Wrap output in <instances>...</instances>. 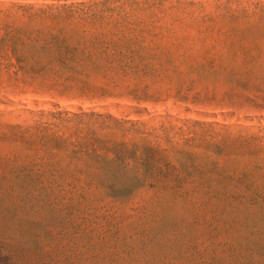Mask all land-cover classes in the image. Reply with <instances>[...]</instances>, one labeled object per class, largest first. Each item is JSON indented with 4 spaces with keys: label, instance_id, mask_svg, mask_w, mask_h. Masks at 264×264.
<instances>
[{
    "label": "rangeland",
    "instance_id": "374dc122",
    "mask_svg": "<svg viewBox=\"0 0 264 264\" xmlns=\"http://www.w3.org/2000/svg\"><path fill=\"white\" fill-rule=\"evenodd\" d=\"M91 1L0 0V264H264V0Z\"/></svg>",
    "mask_w": 264,
    "mask_h": 264
},
{
    "label": "trees",
    "instance_id": "16d2710c",
    "mask_svg": "<svg viewBox=\"0 0 264 264\" xmlns=\"http://www.w3.org/2000/svg\"><path fill=\"white\" fill-rule=\"evenodd\" d=\"M146 5H150V2L148 0H100V1H91L89 3H80L79 6L75 7V9H72L69 7L67 9V16L70 18H78L80 20H88L89 22L97 23L103 21L104 14L110 13L112 14L115 11H124L126 6H128L133 11L135 10H142ZM85 36H80L77 41L74 42V44H68L63 42V40H59L57 37H54V40H52L51 49L55 52L59 53L63 51L64 53L61 54H55L49 58H46L45 60H41L40 67L43 68L45 66H50V69L53 70L54 74L63 73L65 69L67 70H73L77 67H79L80 62H83L81 58H74L71 56H67L66 52L72 49H76L79 45H83L85 47V44L87 42L94 44H100L104 47V49L112 48L116 49V44L114 42H111L110 40H105V35L99 34L95 35L94 37L90 38H84ZM83 39V41H81ZM59 41L63 42L59 43ZM42 48H48L46 45V42L42 43L40 45ZM147 48V46H143L140 44L133 45H127L125 46L126 50H132V51H143ZM108 66H103L101 64V60L98 58H95L91 61L92 67L96 69L105 68V69H111V70H120L124 72L128 71H135L139 69H145L149 66L148 59L145 57H123L120 60L117 61L116 66H111L110 64L115 63V61L108 59L105 61ZM17 63L20 65L19 68H24V59L23 58H17ZM8 65H12L11 62H9Z\"/></svg>",
    "mask_w": 264,
    "mask_h": 264
}]
</instances>
